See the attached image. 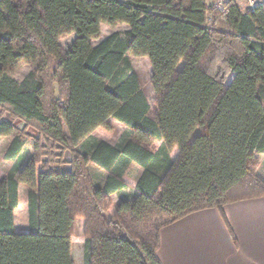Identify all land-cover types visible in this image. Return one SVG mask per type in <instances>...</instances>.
Listing matches in <instances>:
<instances>
[{
	"label": "trees",
	"instance_id": "1",
	"mask_svg": "<svg viewBox=\"0 0 264 264\" xmlns=\"http://www.w3.org/2000/svg\"><path fill=\"white\" fill-rule=\"evenodd\" d=\"M103 23L129 29L95 45ZM129 56L150 62L152 103ZM22 64L32 69L17 80ZM2 111L5 158L19 172L0 178V264H76L78 219L84 264H162L164 226L209 208L226 220V204L264 196V6L0 0ZM110 118L126 128L119 144L87 141L112 132ZM90 162L109 172L102 186ZM21 184L28 229L16 223Z\"/></svg>",
	"mask_w": 264,
	"mask_h": 264
},
{
	"label": "crops",
	"instance_id": "2",
	"mask_svg": "<svg viewBox=\"0 0 264 264\" xmlns=\"http://www.w3.org/2000/svg\"><path fill=\"white\" fill-rule=\"evenodd\" d=\"M224 213L226 220L217 208L204 209L164 226L162 264H264V196L226 204Z\"/></svg>",
	"mask_w": 264,
	"mask_h": 264
},
{
	"label": "rangeland",
	"instance_id": "3",
	"mask_svg": "<svg viewBox=\"0 0 264 264\" xmlns=\"http://www.w3.org/2000/svg\"><path fill=\"white\" fill-rule=\"evenodd\" d=\"M244 12V11H243ZM129 29V26L125 23H121L115 26H110L106 23H103L101 26V36L98 39L93 41V44H98L106 37L110 36L115 32H120L124 34V32ZM75 39V35H68L64 37L61 41L64 47H68ZM128 62L132 66V68L136 69L141 76L143 87L146 91L149 101L152 103L154 101V91L153 87L150 82L151 74H152V67L147 57H135L129 56ZM31 66L29 64H22L15 70L11 71V75L16 78L17 80H22L24 77L31 71ZM123 69L126 70L127 66L123 65ZM0 116L3 118H8V113L6 111H2ZM110 122L114 127L112 132L107 131H94L92 135L87 139V141H94V140H106L112 144H119L122 137L126 133V128L117 120L110 118ZM27 132L30 135H36L37 131L34 127H29ZM13 139V136H5L0 137V178L6 176L7 174L13 172L18 173L19 168H16V163L13 161H8L5 158V153L8 147V144ZM33 148V139L27 138L26 139V147L24 149V156L23 159L26 161L28 158L31 150ZM82 149H84L82 147ZM22 169V168H21ZM90 172L95 180V184L97 186H102L105 182V179L108 175V171L97 164L90 162L89 163ZM259 173L264 176V160L259 167ZM141 172V168L138 166L133 167L132 176L137 178ZM135 190L133 187H128L125 189L122 195L117 194L114 196V207H116V203L120 201L122 197H130L134 194ZM16 223L18 228L20 229H28L29 224V217H28V197H27V189L24 185H20L19 187V204L16 209ZM82 219H78L75 236L72 240V257L75 260L76 264H84V237H83V225Z\"/></svg>",
	"mask_w": 264,
	"mask_h": 264
},
{
	"label": "built area",
	"instance_id": "4",
	"mask_svg": "<svg viewBox=\"0 0 264 264\" xmlns=\"http://www.w3.org/2000/svg\"><path fill=\"white\" fill-rule=\"evenodd\" d=\"M230 0H215L214 5L216 7L222 6L224 3ZM237 2V4L240 6L242 11L245 13L247 12H254L256 11L259 7L264 6V0H234Z\"/></svg>",
	"mask_w": 264,
	"mask_h": 264
}]
</instances>
